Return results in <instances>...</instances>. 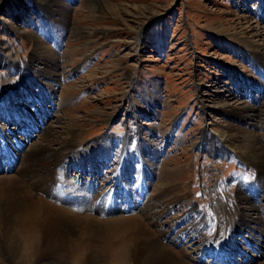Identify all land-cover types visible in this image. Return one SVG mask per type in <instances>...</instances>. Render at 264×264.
<instances>
[{
	"label": "rangeland",
	"instance_id": "374dc122",
	"mask_svg": "<svg viewBox=\"0 0 264 264\" xmlns=\"http://www.w3.org/2000/svg\"><path fill=\"white\" fill-rule=\"evenodd\" d=\"M250 27L264 32V0H0V105L8 104L9 98L16 100L15 106L8 109L10 115L0 109V128H3L0 137L4 138L0 139L4 145L0 144V157L9 148L3 142H7L5 129L12 131L14 128L10 126L21 122L23 128L19 131L27 129L30 138L24 143L19 141L24 144L18 147L20 152L31 143L49 145L43 142L49 139L52 150L60 149L67 155L62 167L72 166V176L82 173L87 186L91 181V165L106 171L95 179L98 186L104 185L105 177L120 176L119 169L126 166L121 175L129 176L125 179L128 187L121 185L115 194L128 197L135 208L114 211L107 219L90 215L104 224V227L99 225V233H92L83 225L73 226L71 222L64 227L63 223H56L57 229L71 231L65 235V242L56 232H39L42 226L37 228L33 222L36 225L31 234L36 237L37 256L29 264H52L53 260L57 264H73L75 259L84 261L93 254L100 259L99 264H111L116 261V255L123 256L118 249L124 244L133 252L140 240L150 238L158 240L161 250L171 251L181 264H243L247 260V264L260 263L264 244L261 255L244 240L249 230L256 232L257 227L244 219L257 216L264 219L258 209L264 210L261 207L264 204V80L259 77L264 74V49L252 41L247 43L246 38L262 46L264 39H253ZM5 60L7 68L14 71L4 68ZM42 70L45 75L41 74ZM28 81L32 84L25 88L23 85ZM257 83L262 87L259 93L254 90ZM33 85L42 88L37 90ZM32 90L50 91L49 95L44 94L47 99L52 96L50 108L46 103V109L43 107L52 110L51 114L34 132L42 111L38 115L32 113L41 107L36 99L27 98L28 95L38 98L31 95ZM245 93L252 96L251 100ZM246 105L247 110L236 111ZM15 110L25 114L17 115ZM219 134L229 138L232 146L223 147L224 152L218 148L223 144ZM139 138L140 160L148 166L150 160L154 162L151 176H146L147 167L142 168L140 160L131 163L124 157L127 152L137 157ZM101 140L112 150L110 164L102 151L98 156L93 157L92 153L90 158H85L83 167L71 162L72 156L93 151L91 143ZM20 152L15 153L21 156ZM38 160L52 170L57 166L53 163V151L43 153ZM8 163L7 160L0 164V176L15 175L10 188L51 203L30 185L40 177L18 176V162L7 173L3 165ZM128 163L131 167L127 169ZM116 167L118 171L110 174ZM58 172L63 173V168L57 169ZM67 175L60 176L59 183L67 181V185L74 187V178ZM234 175L237 181L242 179L252 184H243L247 188L239 182L234 185L228 181ZM82 183L79 181L78 186ZM161 185L170 188L158 198ZM129 188L135 197L127 196ZM260 189L262 193L255 195ZM243 194L250 197H244L243 201ZM2 196L0 191V199ZM122 196L114 202L122 204L121 208ZM151 197L159 199L152 202L158 206L152 212L149 210L154 206L149 207L148 213L141 215L140 210L145 207L142 200ZM245 203L248 209L240 213L241 204ZM3 204L0 239L3 226L10 225L7 214L14 217L7 202ZM249 204L254 205L252 210ZM151 213L158 217L148 218ZM26 214L27 211L21 218L25 225ZM131 216L137 217L151 234L147 236L140 230L112 222ZM232 225L246 231L236 228L237 235ZM21 226L11 224L10 229L20 235ZM254 236L264 242V235ZM249 254L257 258L250 260Z\"/></svg>",
	"mask_w": 264,
	"mask_h": 264
},
{
	"label": "bare ground",
	"instance_id": "6f19581e",
	"mask_svg": "<svg viewBox=\"0 0 264 264\" xmlns=\"http://www.w3.org/2000/svg\"><path fill=\"white\" fill-rule=\"evenodd\" d=\"M109 9L114 11L113 7H109ZM56 12H57V10H56ZM249 30H253L254 34L251 35V37L253 39H255L257 37H261V39L262 38L264 39V32L263 33L260 32L258 30V28L250 27ZM243 38H246V37H243ZM251 41L253 42V44H255V46H259L260 48L264 49V46H262L261 44H256V42H254V40H249V37L246 38L247 43L252 44ZM6 61L7 60H5V62H4L5 64H2V65H4V68L8 71H14V70L7 68L8 63ZM15 71H16V69H15ZM41 74L45 75V71L42 70ZM261 76L264 77V74H261ZM31 84H32V82L29 83V81H28V82H25L23 86L25 88H27L28 86H26V85H31ZM33 88L39 90L42 87L33 85ZM46 92L48 93L47 95H49L51 93L50 91L48 92L45 90H43V91L40 90L38 92H35L34 90H32L31 95L36 94V96L38 98H34L30 95L27 96L28 99H30V98H31V100L36 99L35 102H38L41 105V107H36V109H33V111H32V113L36 114V115L39 114L40 110L42 111V115L38 118L37 124L36 123H35L36 125L34 124L35 127H33L34 128L33 132L35 130H38L40 128V126H42L44 124L45 119L48 117V115L51 114V111H52V110H49V111L44 110V108L46 109V106H48V109L50 108L49 102L52 101L51 95H50V98L48 97L49 100L47 99V96L44 97V94ZM18 96H20V95H18ZM9 99H10V102L8 104L4 103V104L0 105V107L2 106V108H0V109H2L1 111H3V114H4V112L5 113L7 112L6 115L7 114L10 115L11 112H9L8 109L10 106H15L14 104L16 103L15 98H14V100L12 98H9ZM40 99H43V102ZM45 103H46V106H45ZM35 104H37V103H35ZM247 107H248V105L244 106L242 109H239V110L236 109V111L237 112L245 111V110H247ZM51 108H52V106H51ZM15 112L17 113V115L18 114L20 115V113L25 114L23 111L15 110ZM19 120H21V118ZM18 123L19 122H17V123L14 122L13 125H11V126L9 125V126L11 128H14L16 131L22 130L21 128H23V124L21 122L19 124ZM8 129H10V128H8ZM14 129H10L12 131L5 129L4 135H6L8 143L5 140L3 142L6 143V147L9 145L8 146L9 148L7 151H5L6 154L2 155L0 157V164L4 161L7 162V160H8L9 165H6V164L3 165L4 169L7 168V173H8V172L12 171L13 166L16 165L15 163L18 162V168L16 169V173L19 174L18 176H21V178L23 177L24 179L25 178L26 179H33L34 177H40L39 179H36L33 182H31L30 185H32V187L35 190H37L39 193H41V195L44 196V198H46L52 204L45 202L44 200H42L39 197H36L34 195H30L27 192H26V194H22V192L20 190H17V188H15V189L10 188L11 187L10 184L15 182V181H13V178L15 175L11 176V177H10V175H9V177L8 176H6V177L0 176V186H1L0 191L3 193V196L0 199V211L2 212V208H4L3 202H7V204L10 206L11 211L14 213L13 218L11 217V215L7 214L8 215L7 221L10 225L9 226H3V228H5L4 232H3V229L1 228L2 229V233H1L2 238L0 239V264H4V262H7L8 264H10L11 260H15L13 264H29L33 260L35 262L36 256H37V255H35L37 253V250H36L37 249V241H36V237L33 236V234H31L33 231V226L36 225L33 222L37 223V228L39 226H42L41 227L42 229L39 232L44 233V234L46 232H49V231L56 232L57 236L63 242H65V237L67 235H69V232H71V231L65 230L64 228L63 229H57L56 227H54L56 225V223L57 224L63 223L64 224L63 227H64V226H66L67 223L71 222L72 225L73 224H75L77 226L83 225L85 227V229H88V231H90L92 233H94V232L99 233L100 230L98 229V227H101L99 225H102L104 227V224L99 222L97 219L93 218L90 215L94 216V214L95 215L97 214L101 217L102 216L106 217L110 213L113 214V212L117 211V210H118V212L119 211L121 212V209H124V212H125L126 209L128 211L130 209H132V210L135 209V208H133V204L131 205V203H129L130 199H128V197H123L122 194L119 195V197L122 196V199H124V200H122L123 201L122 202L123 203L122 208H121L122 204L116 205L114 203L116 201V199L117 200L119 199L118 195H116L115 193L117 191H119V188L121 187V185H124L125 189H126V187H128L127 184H125L126 183L125 179L128 178L129 176L128 175H126V176L121 175V173L124 174V172H125L124 169L126 166L121 167V169H119L121 171V172H119L120 176H117V177L113 176L111 178L109 176L105 177L106 181H105L104 185L101 186V184H100L98 186L95 183V179L97 178V176H101L100 175L101 173H104L106 171H104L105 170L104 168H97L98 170L94 169V167L96 168V165L95 166L91 165V168H92V170L90 171V172H92L91 173V181L88 182L89 184L87 186L86 181L85 182L83 181L84 179L82 178V176H83L82 173L80 175L72 176V175H70L71 169H73L72 166L64 165V167H62V164H63L62 162L66 161V160H64V158H66L67 155H64L60 149L52 150L51 149V141L49 139L43 140L44 143L47 142V143H49V145L42 144V143H39V144L38 143H34V144L31 143V144L27 145L28 146L27 150H25L24 152H20L21 150H18V147H22L24 145L21 143H24L25 139H26L25 141L29 140L28 138H30L29 137L30 131H28L25 127L26 131H24V132L19 131L18 133H14L13 132ZM2 132H3V128H0V133H2ZM20 132L23 134L21 135ZM46 133H48V132H46ZM45 134H43V135L45 136ZM218 137L223 143L220 145V147H218L219 151H222L223 147H226V149H227V147H232L230 145V139L225 138V135L219 134ZM0 139H4L3 136L0 137ZM21 140H23V141L21 142ZM103 140H101L100 143H98L96 141L91 143L92 147L94 148L93 151L89 150V152H85L84 154L72 156L71 162H74L76 165L79 166V168H80V166L83 167L84 165L82 162L85 158H87V159L90 158L92 153H93L92 154L93 157L95 155L98 156L97 154L98 153L100 154V151H102L101 154L103 156L106 155L104 157L107 159V162L110 161L108 163V164H110L112 161H111V159H109V156L112 155V152H111L112 150H110V148H108L109 144ZM16 142H18V144ZM0 144H1V146H4L3 143H0ZM40 145L42 146V148H39V147H41ZM105 145H107V146H105ZM125 145L126 144H124V147H125ZM205 145H206V143H205ZM210 146L211 145L209 144V146H208V148L210 149L209 153H211L213 151V149ZM150 147L153 149V146L150 145ZM237 147H234L233 150L234 151L237 150ZM215 148L218 149L217 147H215ZM204 149H205V147H204ZM48 151H53V153H54L53 163H54V165H57V166H55L53 170L48 168L47 165L44 164V162L38 160L39 156L43 155V153L46 154ZM15 152H17V153L20 152L19 154L21 156H17ZM136 152L138 154V155H136L137 157L132 156L133 154H130V152L126 153V155L124 157L127 158L126 159L127 162L132 163L134 160L139 161L140 159H142L141 158L142 153H141V149H140V138H139V145H138ZM222 152H224V151H222ZM123 153H124V150H122V154ZM236 153L240 154L239 152H236ZM11 154L13 156H10ZM153 154H154V156L152 157V159H155L156 153L153 152ZM240 155H242L243 157H246V155L244 153L240 154ZM60 156L61 157L64 156V157L60 159ZM10 157H11V159H10ZM126 160H124V161H126ZM152 161L153 160H150L151 166H148L147 164L144 163L143 160L142 161L140 160L141 167L143 168V165L145 168L147 167L146 168L147 169L146 170V176H151L152 165L154 163ZM71 162H67V163L71 164ZM95 162H96V160H95ZM117 163H119V160ZM117 163H115V164H117ZM91 164H93V163H91ZM124 165H126V164H124ZM40 166H43V167H40ZM119 166L120 165L118 164V167ZM66 167H68V168H66ZM104 167H105V165H104ZM106 167H107V165H106ZM118 167H116L117 169H114L109 173L113 174V172H115V170L118 171ZM129 167H131L130 163L127 164V169ZM40 168H44V169H40ZM62 168H63V173H61V174L59 172L57 173V169L62 170ZM135 168H137V167H135ZM67 173L69 174V176L71 178H74V180H75V184L73 185L74 187L67 185L68 184L67 181L65 182V184L59 183L60 182L59 179H61L60 176L68 177ZM1 174H4V172H1ZM258 177H259V175L257 174V178ZM103 178H104V176H103ZM65 180H66V178H65ZM79 181L83 182L81 184L82 185L81 187L78 186ZM258 182H259V180H258ZM258 182L256 181V184H255L256 186L258 185L257 184ZM26 183L28 184V181ZM96 187H97V189H95ZM263 187H264V185H263ZM80 188H82L83 191L82 190L80 191ZM169 188H170L169 186L161 185L158 188L159 191L157 190L156 196L158 198H162L164 195L167 194V192H168L167 190ZM260 188L262 189V186ZM28 189H29V187H28ZM261 189L257 190L255 192V195H258V194L260 195L262 193V192H259V191H262ZM104 194L108 197L105 198L106 196H104V198H101V196H103ZM127 196L135 197L136 194L132 191V189L129 188L127 191ZM240 196H242V194H240ZM244 197L248 199L250 197V195H244L243 194V197H241V199L243 201L245 200ZM125 198H127V199H125ZM158 198L151 197V199H149V200H146V201L142 200L141 203H144L145 207L143 208V210H140V214L143 215L145 213H148V208L152 207V206H154V208H151L149 210V212L150 211L152 212L153 209L155 210V207H156L157 202L159 200ZM156 200H157L156 205H153L152 202H154ZM246 203H245V205L241 204L243 206L240 208V213L248 209L246 207L247 206ZM55 205H57L58 207ZM253 206L254 205L249 204V206H248L249 210H252ZM261 207L264 208V204ZM163 208H165V207H163ZM136 209H139V208H136ZM258 209L261 211L259 213L262 216H264V210H262L261 208H258ZM254 210L251 211L250 213L255 212ZM26 211H27L26 218L23 221H25L28 224L25 225V223H22L21 218L23 217L22 214ZM86 211H87V214L85 213ZM140 214H139V216H140ZM152 214L153 213H151V216H147V217L150 219L158 217V216H152ZM235 215H237V214H235ZM5 216H6V214H5ZM107 218L108 217H106V219ZM102 219L105 220V218H102ZM259 219H261V216H257V218L254 217L252 219L250 217H246V219H244V221L252 224V226L257 225L256 232H250V230H249L250 234L246 232L247 234H249V236H246L244 238V240H246L250 244V248H252L253 250H257V252H256L257 254L262 255L263 252L261 253L260 250L263 248L262 245L264 244V242L258 238L257 234H261L262 236L264 235V219H262V220H259ZM112 222H116L119 225H123L121 227H128L129 229H132V230L133 229L140 230L141 234H144L147 236L149 234H151V232H149L148 229L145 226H143L140 223V221H138L137 217H134V216L132 218H126V219L124 218V220L120 219V221L114 220ZM148 222L152 223V221H150V220H148ZM11 224L12 225L14 224V226L19 225V224L22 225L21 226L22 227L21 228L22 234L19 235L14 231L12 232L10 229ZM5 225H6V222H5ZM69 225H71V224H68L67 226H69ZM232 227H233L232 230L235 229V234H237V235H238L239 230L246 231V228H244V227H236V225H232ZM236 228L239 230H236ZM124 230H126V229L124 228ZM157 231H158V229H157ZM20 232H21V230H20ZM246 233H243V234H246ZM72 235H74V234H71V236ZM254 235H256L257 237H255ZM224 241H226V240H224ZM138 244H140L141 246L137 247ZM226 244H229L228 240H227ZM137 246H134L133 252H130V249H131L130 246L129 245L126 246L124 244L121 248L118 249V252H120L119 254H123V256L120 255L117 257V255H116V261H114L111 264H181L182 263L181 261L177 260L176 256L171 251H164L163 249L161 250V243L154 238H150L147 240L142 239L137 243ZM60 248H63L62 244L60 245ZM11 254L12 255L14 254L13 256L15 259H12L13 256ZM33 255L35 256V258ZM249 255H250V257H249L250 260L257 258V256H254V254L253 255L249 254ZM263 255H264V253H263ZM201 257L203 259V256H201ZM212 257L213 256H211V258ZM218 259H220V258H218ZM131 260H133L134 262L130 263ZM261 261H262V263H264V256L262 257ZM261 261H260V263L259 262L258 263L262 264ZM245 262L246 263H243V264H247L248 260ZM82 263L83 264H99L100 259L97 256H94V254H93V255L87 256L84 261H82L81 259H75V262L73 264H82ZM258 263H256V264H258ZM52 264H57V262L53 260ZM219 264H224V263H219ZM226 264H229V263L226 262Z\"/></svg>",
	"mask_w": 264,
	"mask_h": 264
},
{
	"label": "crops",
	"instance_id": "0c3cea01",
	"mask_svg": "<svg viewBox=\"0 0 264 264\" xmlns=\"http://www.w3.org/2000/svg\"><path fill=\"white\" fill-rule=\"evenodd\" d=\"M40 16H41V15H40ZM41 19L46 20V22L49 23L48 20L46 19V17H42V16H41ZM53 48H54V43H53ZM54 49H55V48H54ZM155 120H156V119H155ZM155 123H156V121H155ZM157 123H158V122H157ZM236 178H237V177H236Z\"/></svg>",
	"mask_w": 264,
	"mask_h": 264
}]
</instances>
